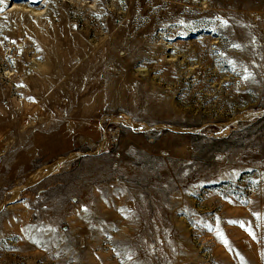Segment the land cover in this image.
I'll list each match as a JSON object with an SVG mask.
<instances>
[{
  "label": "rangeland",
  "instance_id": "obj_1",
  "mask_svg": "<svg viewBox=\"0 0 264 264\" xmlns=\"http://www.w3.org/2000/svg\"><path fill=\"white\" fill-rule=\"evenodd\" d=\"M0 264H264V0H0Z\"/></svg>",
  "mask_w": 264,
  "mask_h": 264
},
{
  "label": "snow or ice",
  "instance_id": "obj_2",
  "mask_svg": "<svg viewBox=\"0 0 264 264\" xmlns=\"http://www.w3.org/2000/svg\"><path fill=\"white\" fill-rule=\"evenodd\" d=\"M238 47V46H237Z\"/></svg>",
  "mask_w": 264,
  "mask_h": 264
}]
</instances>
